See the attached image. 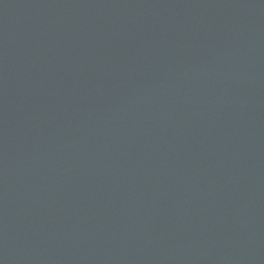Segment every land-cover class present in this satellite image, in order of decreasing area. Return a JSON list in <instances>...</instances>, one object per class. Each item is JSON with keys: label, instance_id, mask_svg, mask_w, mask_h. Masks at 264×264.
Listing matches in <instances>:
<instances>
[{"label": "water", "instance_id": "1", "mask_svg": "<svg viewBox=\"0 0 264 264\" xmlns=\"http://www.w3.org/2000/svg\"><path fill=\"white\" fill-rule=\"evenodd\" d=\"M0 264H264V0H0Z\"/></svg>", "mask_w": 264, "mask_h": 264}]
</instances>
